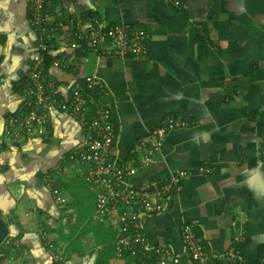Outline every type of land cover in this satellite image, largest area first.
I'll return each instance as SVG.
<instances>
[{
    "label": "crops",
    "instance_id": "1",
    "mask_svg": "<svg viewBox=\"0 0 264 264\" xmlns=\"http://www.w3.org/2000/svg\"><path fill=\"white\" fill-rule=\"evenodd\" d=\"M47 14L45 27L57 30L44 74L57 99L98 75L114 108L118 156L136 168L131 182L152 187L180 177L163 211L146 219L148 241L181 252V226L190 222L208 253L237 248L242 264H264V0H49ZM90 18L142 27L146 55L122 60L77 43L73 30H87ZM41 37L27 0H0V245L8 236L19 245L7 250L8 264H120L116 226L96 215L95 193L87 187L90 220L107 223L108 247L95 245L93 230L81 235L79 202L63 187L81 177L65 159L82 140L80 124L53 103L43 133L16 130L14 118L28 109L16 87L41 55ZM56 59L65 68L53 67ZM167 117L182 125L143 167L134 147ZM74 239L79 253L67 254Z\"/></svg>",
    "mask_w": 264,
    "mask_h": 264
},
{
    "label": "built area",
    "instance_id": "2",
    "mask_svg": "<svg viewBox=\"0 0 264 264\" xmlns=\"http://www.w3.org/2000/svg\"><path fill=\"white\" fill-rule=\"evenodd\" d=\"M161 1L178 5L180 0ZM48 2L49 0H27L30 26L39 30L43 37L39 44L41 55L33 62L23 81L24 107L29 110L27 109L21 122L14 118L18 125L16 130H24V133L36 130L41 134L46 123L44 107L52 103H56L62 112L80 124L82 140L69 151L65 159L95 193L96 215L101 219H108L116 226L113 250L121 264L128 260L130 264H242L241 251L237 248L219 255L208 253L195 225L190 222H184L181 226V252L175 251L169 244L152 245L148 241L146 219L163 211L165 201L178 188L180 177L172 175L167 182L154 184L152 187L136 186L131 182L136 168L122 163L118 156L114 108L107 101L108 91L98 75L84 76L81 83L75 85L64 97L57 99L47 83L43 69V53L49 51L52 45L49 41L55 39L57 30L53 26L45 27L49 21ZM72 36L77 43L87 44L100 55H114L122 60L143 57L147 53L145 29L124 22L107 24L90 18L88 29L73 30ZM52 65L65 68V64L57 59ZM181 125L175 118L167 117L163 125L136 143L134 152L139 154L143 167L149 165L155 154L160 152L167 134ZM14 133L18 135V131ZM200 171L209 170L200 168ZM41 235L46 240L48 249L54 251L56 245L50 239L48 231L42 228ZM10 248H19V245L8 236L0 245V264H8L10 258L7 250Z\"/></svg>",
    "mask_w": 264,
    "mask_h": 264
},
{
    "label": "trees",
    "instance_id": "3",
    "mask_svg": "<svg viewBox=\"0 0 264 264\" xmlns=\"http://www.w3.org/2000/svg\"><path fill=\"white\" fill-rule=\"evenodd\" d=\"M33 28V27H32ZM36 31H38V33H40L39 30L36 29ZM41 35V33H40ZM54 39H50V43H53ZM44 56V61H43V69L45 66V69H47L51 63V56L49 55V53L45 52L43 53ZM45 71V70H44ZM24 81V80H23ZM16 89L18 91H23V82H21V84L19 83L18 86L16 87ZM20 116V115H19ZM17 119L20 121L19 117H17ZM74 176L73 178H71L70 180L67 181V183L63 184V187H65L66 190H68V192H70V194L74 197V199L78 200L79 205L76 209V212H78L77 214V218L76 221L74 222L76 224V226H81L82 224H84L83 226V230L81 235L84 236L85 234L90 233V230H93L91 233L93 234L94 237V242L95 245H99L102 244L105 247L110 246V243L114 240V236L111 232V229L109 228V226L107 225V223L105 221H100L98 220L95 216L93 219L90 220V215H92V211L90 212L91 209V201L94 198V195L90 194L87 190V184L85 182V180L82 177H78ZM96 197V195H95ZM95 208H96V203H95ZM102 222V224L100 222ZM108 226H103L105 225ZM74 229L70 228V233H68L66 235L65 240H69L73 234ZM62 234V233H61ZM244 243L241 244V246L243 247ZM68 252V253H67ZM67 254H71V253H79V249L77 247V240L74 239L72 241V244L69 245V247L67 248ZM109 260V259H107ZM104 262L106 264H108L105 259H100V262ZM121 262V261H120ZM121 264V263H120ZM125 264H130V260L126 261Z\"/></svg>",
    "mask_w": 264,
    "mask_h": 264
},
{
    "label": "rangeland",
    "instance_id": "4",
    "mask_svg": "<svg viewBox=\"0 0 264 264\" xmlns=\"http://www.w3.org/2000/svg\"><path fill=\"white\" fill-rule=\"evenodd\" d=\"M53 104V103H52ZM44 109H45V111H46V113L48 112V108L47 107H44ZM45 121H47V115H46V118H45ZM21 130V129H20ZM21 134H22V136L23 135H34V133H36V130H34V132H31V133H24V130H21ZM43 132H44V129H43ZM42 132V133H43ZM57 200V199H56ZM58 202H59V205H63V201H62V197H58Z\"/></svg>",
    "mask_w": 264,
    "mask_h": 264
}]
</instances>
